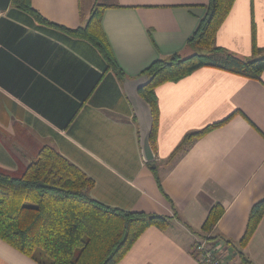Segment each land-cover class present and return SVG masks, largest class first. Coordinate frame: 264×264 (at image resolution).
<instances>
[{"label":"crops","instance_id":"1","mask_svg":"<svg viewBox=\"0 0 264 264\" xmlns=\"http://www.w3.org/2000/svg\"><path fill=\"white\" fill-rule=\"evenodd\" d=\"M207 2L30 0L44 19L68 29L103 5L101 29L127 79L157 59L193 54L188 39ZM58 27L11 3L0 11V167L22 171L48 145L94 180L95 200L169 219L165 230L147 227L117 264H198L199 239L231 248L237 263L240 250L252 264H264V215L238 246L251 207L264 197V71L257 80L201 67L156 86L152 167L141 155L124 78L89 41ZM253 41L264 56V0H234L214 45L250 59ZM222 120L168 161L187 133ZM215 204L224 212L207 233L202 226ZM0 264L39 263L0 238Z\"/></svg>","mask_w":264,"mask_h":264},{"label":"trees","instance_id":"2","mask_svg":"<svg viewBox=\"0 0 264 264\" xmlns=\"http://www.w3.org/2000/svg\"><path fill=\"white\" fill-rule=\"evenodd\" d=\"M234 0H208L206 14L188 39L205 52L179 54L153 61L142 74L151 79L138 90L152 110L150 144L155 152L157 101L154 89L166 81L178 80L201 67H215L245 78L259 79L264 71V56L252 43V58L246 59L214 45L215 34ZM11 4L32 15L39 23L54 25L31 6L30 0H11ZM103 5H95L82 26L63 29L68 35L89 41L101 53L118 78V68L101 29ZM227 120V119H226ZM213 123L187 133L168 161L184 152L194 140L224 123ZM155 180L160 186L156 169ZM94 180L53 147H40L37 156L19 172L0 167V238L39 264H117L142 232L149 226L165 230L169 219L156 213L127 211L103 204L89 194ZM222 206L213 205L202 226L209 232L222 216ZM264 215V197L250 209L243 236L244 247ZM213 237L212 239H216ZM241 264H252L238 250Z\"/></svg>","mask_w":264,"mask_h":264},{"label":"water","instance_id":"3","mask_svg":"<svg viewBox=\"0 0 264 264\" xmlns=\"http://www.w3.org/2000/svg\"><path fill=\"white\" fill-rule=\"evenodd\" d=\"M10 3L11 0H0V11H5ZM150 79L151 77L146 74L139 75L134 79L124 78L123 87L138 123L142 158L145 162H152V167H155L153 163L155 154L150 146V134L153 126L152 110L138 93V90L145 86Z\"/></svg>","mask_w":264,"mask_h":264},{"label":"built area","instance_id":"4","mask_svg":"<svg viewBox=\"0 0 264 264\" xmlns=\"http://www.w3.org/2000/svg\"><path fill=\"white\" fill-rule=\"evenodd\" d=\"M209 245L207 239L195 242L194 253L198 264H240L232 260L231 248Z\"/></svg>","mask_w":264,"mask_h":264},{"label":"rangeland","instance_id":"5","mask_svg":"<svg viewBox=\"0 0 264 264\" xmlns=\"http://www.w3.org/2000/svg\"><path fill=\"white\" fill-rule=\"evenodd\" d=\"M191 49H192V53L194 52V53L201 54L205 52L203 49L197 47L196 45H193Z\"/></svg>","mask_w":264,"mask_h":264}]
</instances>
